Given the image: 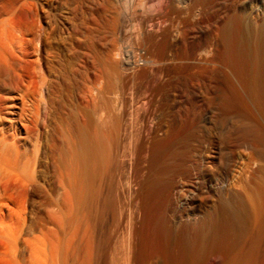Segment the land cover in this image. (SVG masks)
<instances>
[{
    "label": "rangeland",
    "instance_id": "obj_1",
    "mask_svg": "<svg viewBox=\"0 0 264 264\" xmlns=\"http://www.w3.org/2000/svg\"><path fill=\"white\" fill-rule=\"evenodd\" d=\"M3 1L4 0H0V4L4 5L6 1L9 2V0H5L4 2ZM20 1L22 2L24 0ZM64 1L66 2L67 0H43V4L45 3L43 12L46 9V12L48 11L50 13L49 16L47 12V15L50 18L47 16L46 22L42 19L40 20L41 14H39L40 17L38 15L37 18V21L38 19L40 20V22H38L42 24L41 26L45 31V35H43L44 38H46L45 36L48 32L50 33V35L48 34L49 36L47 35V41L52 43V47L49 46L45 48L46 51H44L45 49L41 50V39L39 38L40 40H37L36 43L39 47L38 51H41L39 53L37 51V54H39V56L36 54V57L38 56L39 58H35L40 63L37 62L39 63V67L36 66L38 69L36 67L34 68H36V71L38 70L41 73H46L44 77H48V80H45V78L43 79V74L41 73L40 75H37L39 76L37 78H40L43 81L38 80L40 81V85H42L40 86L38 84L39 89L36 90V93L34 94L35 97H33L34 95L27 97V92H25L26 90L22 91L23 95L24 92L26 94L24 95L25 98L22 97L21 92L15 95L16 98L15 96H13L15 101L11 104V109L7 107L6 111H4V113L2 114V119L0 121V129L5 130V132H7V129L16 131V136L12 137L11 144L13 146V153L10 157L16 159L18 162L13 160L12 158L10 159L13 161L12 164H15V162H17L16 165H12V167L14 169H17L15 170L16 172L19 170L17 174L22 172L21 175L19 174L22 183L19 184L18 181L14 182L12 187L15 185V183L18 184H16L17 187L15 189L13 188L14 192L12 193H14L15 200L18 203H24L26 205V213L28 214V217L33 216L32 210L35 207L34 205L37 204L36 202L39 201L40 195H45L49 198V200H53V202H55L57 197L60 196L63 199L64 195L67 192L71 191L70 180L72 179V161L69 157H65L66 154H64L66 153V148L68 149V146L70 147L71 136H69V133H67L68 131L58 120H56V118L58 114L65 116L66 118H69L70 116V118H75L77 115L76 118L79 117V120L82 112L86 110L85 104L87 98H89L88 94H90L89 91L91 89L93 90V92H95H92L93 95H98V98L94 95V98L98 102L97 103L94 99V102L97 106H99L100 104L103 105L107 101L110 102L111 109L113 105V113L117 112V114L115 115L119 116L122 121L121 133H124L125 131L127 132L128 128H130L129 130L133 129L132 131L137 132L142 127L146 128L147 126L152 125L154 128V132L152 134L154 138H151L152 142L155 138L156 140H165L168 138L175 140L184 135H196L198 138L196 142L194 141V145L195 143H197L196 145H203V154H206V156H208V158H206V162L208 163L207 166L209 165L208 170L210 169L209 176L213 181L221 177L226 172L229 163V176L227 177L229 178L228 183L235 178L239 180L240 177L247 178L248 181H250L254 175V171L260 167L261 162L263 164L262 166L264 167L263 159L255 157L253 152V148L255 146L257 148L261 147L260 149L264 150V0H237L239 14L238 37L240 40L239 46L242 60V70L240 77L241 80L239 81L242 87L243 101L237 105L230 104L228 107H224L221 104L222 102H220V100L222 99L220 98L222 97V94L225 93L226 85L229 83L228 81L231 80L234 81V83H237V79H234L232 73L227 69L210 64H200L198 60L199 57L197 56L195 51L200 43L204 42L205 38L211 32H213V30L217 29L229 18L231 0H206L203 3H198V0H190L187 5H180L176 1L169 0L165 4L166 6L161 5V3H159V0H128L129 3L126 0H122L125 1V3L123 2V4H120V0H107L106 2L105 0H94V2H96L95 5L93 0H83V2H85V7H93V10L91 8L90 9L93 11L92 13L96 14L93 15L90 10L86 12V15L88 16L87 18H89V21L91 20L90 22L87 21L85 15V17L83 16L86 25H92L93 28H95L94 26H96V30L90 28L91 30H95L92 32L94 34V41L97 42V44L94 42V46L97 47V49L95 47L96 52L94 54L98 53L102 45L106 47V45L110 42V45L113 47L112 43L116 42L117 40L120 54L123 52V55H125V58H123L124 56L122 57L123 59H132V55L136 53L135 58L133 57V59L136 61L137 66L134 68L132 64H124V68L126 69L133 67L132 69H130L131 71L124 70L125 72L130 71V75L125 73L123 69L122 73L121 69L119 70L121 76L118 72L117 76L119 79L117 80L115 85V89L118 88L117 94L115 93L114 89V96L113 93L110 94L108 96L109 100L101 99L102 97L99 96V94L94 90V87H96L94 80L99 77L96 75H100L103 72L102 67L99 66L98 63H94L96 67H93V70L90 73V77L86 81L84 80L85 82L80 77H75L70 73L72 70V65H69V58L71 55L69 53L74 51V48H72L71 46L74 45L73 47H75V38L72 35V38H68L70 36H68L69 34L67 35V33H69L70 31H66V28L71 27L70 23L73 10V7L71 8V6L73 5L71 4L70 0L67 1L69 2V4H64ZM145 1H147V4H145ZM157 1L159 3V6L161 5L160 7L158 6ZM100 2V6H102V8L100 7L101 9L99 8ZM61 3L64 6L61 7ZM168 3L171 4L169 5ZM96 4H98V8L96 7ZM116 4H120L118 6V8L120 7L119 12H124V18L123 16H121V12L119 13L120 15L117 14L120 19L116 18V8L114 6ZM124 4L126 5L124 6ZM143 4H145L146 6L144 5L142 9L145 8V10L141 9V6H143ZM55 5L57 6V8H54ZM121 5L124 6L123 8L126 7L128 9H126L125 11L122 8L121 10ZM138 5H140V7H138ZM153 5V11L149 10ZM67 6H69L70 8L68 9ZM157 6L160 9H158ZM147 7H149V9ZM155 7L158 10H156ZM105 8H109L108 11L105 10ZM103 10L106 12L105 14H103ZM155 10L157 11V13L155 12ZM0 11H2L1 6ZM62 11L64 12V14ZM67 11H69L70 14H67ZM88 12H90L93 17ZM110 13L111 15L113 14V19L110 18L111 16L109 17ZM21 15V18H24L25 11H23ZM64 15H69L70 18H68L69 16L66 17ZM101 15L104 21L101 20ZM104 15H106V19ZM54 16H57V18ZM94 16L97 18H94ZM5 17L6 14H3V18ZM107 17L109 18V20ZM68 19H70V23L69 21H66ZM53 20L55 22H53ZM117 20L120 21H118V25L116 23ZM95 22L97 24H95ZM99 22H101V24ZM56 23H59L57 24L58 26L56 25ZM139 23H142V26L144 24V26L142 27ZM63 24L66 26H63ZM159 24L161 26H159ZM151 25L153 29L149 28L151 27ZM53 26L56 29H52ZM100 26H102L103 28ZM110 26H112L111 29L109 28ZM118 26L119 28H117ZM139 26H141L142 28H140ZM145 26L146 28H144ZM154 27L156 29H154ZM57 28H61V30L57 31ZM106 28L107 32H104V29ZM139 28L142 31L141 33L139 32ZM101 29L104 32V37L106 38H100V36H102L100 34L103 33L100 32ZM109 29L110 32L114 30L116 31L118 29L117 34L115 31L111 33L108 32ZM120 29L122 34H119L121 33ZM173 29H177L182 35V38L178 42H174L170 38V34H172ZM259 29H261V34L258 36L257 33ZM64 31L65 34H63ZM143 31L145 33H143ZM52 33L54 36L51 35ZM58 33L61 36L59 35L58 37ZM112 33H114L115 36L113 34L111 35L112 37H110L109 35ZM142 33L144 34V37L142 36ZM62 34L64 35L65 41L61 39L63 38ZM137 34H139V36L141 34L140 38H138L140 40L136 38ZM256 36L259 39L258 45L260 44V48H258V50L255 49L256 46L254 40ZM54 37L57 39V41L54 39ZM112 38H114L115 40ZM141 38L144 40H142ZM105 41L108 43H106ZM162 41L163 45H157ZM57 44L58 47L60 46L59 48L56 47ZM107 46H109V44ZM111 46L107 48H112ZM67 47L72 51H69ZM98 47H100V49ZM49 48L52 50L54 48V53ZM180 49H183L184 52L191 53L193 55L191 60L182 59L179 54ZM130 50H132V52H130ZM55 52H59V54H61V62H63V66L66 65V68L64 66V69H60V72H56L54 69V65L56 63L55 59H57V53ZM256 52L259 56L256 55ZM127 53H129L130 56ZM171 53L176 54L175 62L169 61ZM64 55L67 57L65 58ZM259 57H261V59ZM50 60L52 61V63ZM98 67L101 69L97 72V70H99ZM34 70L35 69H33V71ZM156 72L163 74L162 78L158 81L154 76V73ZM37 73L38 72H36V74ZM122 74L125 75L122 77ZM121 77L123 79H121ZM131 77L135 80V82ZM78 78L80 80H78ZM90 79L92 81L91 83ZM52 80L56 81L55 86L57 87L56 89H53V91L51 87ZM121 81L124 82L122 83ZM83 82L86 83V85L90 86L89 91L84 88L86 85ZM132 82H134V84ZM90 84L95 85L91 86ZM59 85H61L62 87ZM120 85H123V88ZM80 89L82 92L79 91ZM122 90H124L125 93H123ZM38 92L39 94H37ZM83 93L84 95L87 94L85 95L86 98L83 96ZM118 93L120 95H118ZM36 94L38 96H36ZM61 94L63 96H61ZM115 96L116 98H114ZM69 97L71 99H69ZM8 98L10 97L8 96ZM34 98L35 100H33ZM29 99L33 101L34 105ZM99 99L101 101L103 100L104 102H99ZM110 99L113 101L111 102ZM59 101L62 102L60 103ZM109 102H107L108 105ZM35 105H38V108L40 107L37 114H35V109L37 108ZM28 110L31 112H29ZM77 111H79V113H75ZM102 113H104L103 109H97L95 114L96 116L98 115V117H95V114H93V118L95 121L96 118L97 120L99 118L98 122L94 121L96 124H101L99 123L100 121H102L100 120V118L105 116ZM100 114H102L103 116ZM52 121H57V123L62 126L61 129L58 125V132L56 133V137H58L61 144L60 150L64 151H60L59 155L57 151V159L55 160L50 158L52 148L50 138L53 135L50 125ZM132 123L133 127L135 128L132 127ZM5 132H3V134ZM123 135L122 136L125 137L126 134L124 133ZM243 138L246 139L247 143L242 142ZM6 144L8 143H5L3 140V136L0 135V150L4 149L3 147H6ZM1 154L2 151H0V156L4 157L2 159L0 158V161L2 160V162H0V169L5 170L6 165H3L6 164V159L4 160V158L8 156L6 154ZM122 154L123 150L120 148L119 158H121ZM181 157L182 156L180 152H173V150H170L166 155H161L156 161L149 160L147 163H145L146 166L144 165L142 176L137 183H132V179L128 180L130 179L129 174L118 169L119 172L115 170V173L113 172L114 175L112 174V176L105 178L102 182H98L96 184L98 191L96 195L97 197L95 198L96 200H93V214H91L90 223L92 232L91 264H182V262L191 255H189L188 252L189 245L186 219L185 217H183L182 220L178 219L179 216L184 215V210L178 208L175 202L174 193V191L176 190V181L178 179V177L175 175L174 170L179 163V158ZM198 160L200 161L201 159H199L197 151L192 152L191 163L199 164L200 162ZM253 160H255V162ZM251 162L253 163L251 164ZM256 162H258V166L256 165L255 167ZM247 164L249 165L246 169ZM251 169H253V171ZM116 172L120 174L118 175ZM5 173L6 170L1 172L0 178L4 179L5 175H7ZM125 177L129 178L126 179ZM108 180L110 182H108ZM22 184H24V186H22ZM41 184L43 186H41ZM40 186L44 188L41 189ZM128 186L131 187L129 188ZM100 187L104 189L100 191ZM41 190L43 191L41 192ZM127 191H129L130 194ZM239 191L242 194H245L244 183L239 184ZM185 196L186 195H184L183 197ZM242 200L243 198L241 199V201ZM94 202H96V205ZM54 206H45L43 210H41V213L42 216L46 218V222L48 223L57 217L59 218L52 221L56 223L60 221L58 223L59 225L53 223V228H55L56 225L57 229L61 227L62 230L54 229L55 231L57 230V232H59L54 233V231L53 234L59 235V237L57 235L55 237H61V240L56 238L53 243V238L55 237L53 236V234H51L53 230L52 222L50 224L46 223V225H52L51 228L50 226H46V228L49 227L50 229H44L45 233H41L40 230L30 238L33 244V249L34 251L38 250L39 254L47 253V260L45 259L46 257L44 255H40L41 258L47 261V264H83V249L85 245L84 243L86 242L85 232L83 231H85L87 228V225L84 222V220H87V215H85L86 211H84L83 209L77 211V219L79 217H82V219H78V221L80 222L74 221V223H78L77 225L79 226L76 225L75 228H72L75 224H73V221L71 222L70 219L68 220V218H71L72 215H68V212H64L62 210L60 211L58 209H56L55 211V208H57V206L55 204ZM14 210L15 217H13L12 220L11 218L5 219V222L0 225L2 226L0 228H5V223L8 221L7 225L10 226V229L12 228L11 230H13V228L15 230L17 229L19 224L18 215L20 209L18 206H14ZM53 210L55 215L57 213L58 216L52 215ZM51 212L52 214H49ZM63 212L65 214H63ZM94 212L96 213L95 215ZM46 215L47 217L49 215V218H47ZM51 215L53 216V218L50 219ZM174 217H177L176 221L172 219ZM48 219H50L51 221H49ZM67 223H70L73 226L68 228L69 225ZM82 223H84V226H86L84 227V230ZM178 223H180L181 225ZM8 226H6V231H9V228L7 229ZM239 226V234L234 244H232V246L226 252L209 256L207 258L208 261H205L206 264H219V260L223 261V264H237L239 261H242L244 263L246 262L247 264L261 263L264 258V238L260 240L258 237V225L250 223L246 224L245 226L240 224ZM76 228L79 229L77 230ZM76 230L77 234H75ZM44 231L42 229V232ZM38 235L39 237H37ZM50 236L51 238H53L51 239ZM36 238H41L42 242H39V240ZM56 240L61 245L57 244L58 242ZM43 242L44 244L41 245L40 248L39 245ZM50 243H52V245H57L53 246V248L56 247L54 250L51 248ZM80 245H82L81 248H79L80 252L77 253L76 249H78L77 247H79ZM50 248L52 251L50 250ZM45 249L47 252H45ZM247 251L248 253H246ZM250 251L252 252V254ZM70 252L74 253L73 255L78 254L76 255L77 258L75 256H71L72 253ZM57 253L59 254L57 255ZM69 254L70 257H68ZM50 255L52 257L54 255L56 256L53 257V259ZM233 257L234 259H232ZM51 259H53V261ZM73 260H75L76 263L73 262ZM41 261L43 262V260ZM45 262L43 263L46 264Z\"/></svg>",
    "mask_w": 264,
    "mask_h": 264
},
{
    "label": "bare ground",
    "instance_id": "obj_2",
    "mask_svg": "<svg viewBox=\"0 0 264 264\" xmlns=\"http://www.w3.org/2000/svg\"><path fill=\"white\" fill-rule=\"evenodd\" d=\"M67 1L66 2L64 1L63 3L69 4V2H67ZM70 1H71V4L73 5V6H71V8L73 7V10L70 9V10H72L71 23H70V19H68L66 21H69L71 27H69V28L65 27L67 29L66 31H70L69 33H67V35L69 34L68 36H70L68 38L69 39L72 38L71 35L75 38V47H73L74 45L71 46L72 48H74V51L69 53V54H71L70 58H69V62H70L69 65L70 64L72 65V70L70 73L73 76L80 77L83 81L84 80L86 81L90 77V73L92 72L93 67L95 66L96 63H98L99 66L102 67L103 72L100 75L99 74L96 75L99 77L98 78L95 77V78H97L96 80H94L96 87H94V86L93 87L95 88L94 90L99 94V96L102 97V98L101 97H99V98H101L103 100H106V99L109 100L108 96L113 93V91L115 89L116 82L119 79L117 76L119 70L121 69V73H122V69H123V71L124 70L128 71V70L132 69L133 67L135 68L137 66L136 61L133 59V57L135 58L136 53L134 55L131 54L132 59L131 58L123 59V58H125V55H123V52L120 54V49H119V46L117 44L118 40L116 39L117 40L116 42H113L111 40L113 42L112 43L113 47L110 45L111 44L110 41H109L110 43L105 41L106 43L109 44V46H107L108 44L106 45V47L104 45H102L101 49H100V47H98L100 50L98 51L97 54H94L96 52L95 51L96 46H94V42L96 44H97V42L94 41V34L92 31L96 30V26H94L95 28H93L92 25H89V26H91V27H89L88 25H86V22L84 20L85 16H86L85 18L88 17L86 15V12L90 10L92 13L93 12L92 10L94 8L91 6L86 8L84 5L85 2H83V0H70ZM106 1L107 0H105V2ZM120 1H121L120 4L121 3L123 4V2L125 3V1H122V0H120ZM126 1H128V0H126ZM159 1H160L159 3H161V5L164 6L169 0H159ZM172 1H176L180 5H183V4L187 5L190 0H172ZM205 1L206 0H198V3H203ZM6 2H5L6 4L4 3V5L0 4V6L2 7V11H0V121L2 119V114L4 113V111H6L7 107L9 109H11V107H12L11 104L14 103V101H15L13 96L17 95L20 92H21L22 97H24V95H26L25 92H27V95H26L27 97L34 95L36 93V90L39 89L38 84L40 85V83H39L40 81H38V80L43 81L42 79L37 78V77H39L37 75H40V73H41L38 70L36 71V68L39 67L38 64L40 63L37 60L39 58L38 57L39 54H37V51L39 50V47L37 46V43H36L37 40L39 38L41 39V47H42L41 50H43L49 46L52 47V43L47 41V38H48L47 35L48 34L50 35V33L48 32L49 30L47 31L48 33L45 36L46 38H44L43 35H45V31L41 26L42 24L39 23L41 19L46 22L47 21L46 18L48 16L47 15L48 11L46 12V9L44 11L45 13L43 12L44 4H45V3L43 4V0H24L22 2L20 0H17V1H13V0L10 1L9 0V2L8 1H6ZM60 2H62V1H60ZM93 2H94V0H93ZM118 2H116V3H118ZM95 3L96 2H94V5H95ZM128 3H129V1H128ZM157 3H158V1H157ZM159 3H158V6H159ZM126 4H124V6ZM145 4H147V1H145ZM145 4H143V6H141V9H142V7H144ZM86 5H89V4H86ZM97 5L98 4H96V7H97ZM100 5H101V2L99 4V8L100 7L102 8V6H100ZM116 5H114L116 8V10H115L116 15L117 14L120 15L119 13L121 12L123 14V15L121 14V16H123V18H124V12H122V11L119 12L120 7L118 8L119 5H117V6ZM62 6H64V5L62 4L61 7ZM121 6H122L121 7V10H122V8L124 6L123 5H121ZM67 7H68V9L70 8L69 6H67ZM67 7H66V9H67ZM109 7H111V6H109ZM138 7H140V5H138ZM159 7H158V9H160ZM54 8H57V6L55 5ZM106 8H107V6H106ZM106 8H105V10L108 11L109 8L108 9H106ZM117 8H118V10H117ZM147 8L149 9V7H147ZM153 8H154V5L149 10L153 11L152 10ZM123 9L126 11V9H128V8L125 7ZM143 9L145 10V8H143ZM155 9L158 10L156 7H155ZM96 10H98V9H96ZM156 10H155V12L157 13ZM23 11H25V16H24V18H21V16H22L21 14ZM88 13H90V12H88ZM105 13L106 12L104 11L103 14H105ZM3 14H6L7 18L6 17L3 18ZM39 14H41V18H40V20L38 19V21H39L38 22L37 18H38ZM48 14L50 16L49 12H48ZM63 14H64V12H63ZM67 14H70L69 11H67ZM92 14L96 15L94 13H92ZM92 14H91V16L93 17ZM106 15H104L105 19H106ZM112 15H111V13L109 15V17L111 16L110 17L111 19H113ZM118 15L116 18H119ZM61 16H63V15H61ZM64 16L68 17L69 15L68 16L64 15ZM39 17H40V15H39ZM54 17L57 18V16H54ZM100 17H101V20H103L102 15ZM68 18H70V16ZM94 18H97V17L94 16ZM61 19H63V18H61ZM54 20H53V22H55ZM108 20H109V18H108ZM56 21H57V19H56ZM87 21L90 22L91 20L89 21V18H87ZM118 21L119 20H117V22H116L117 25H118ZM238 22H239L238 1L237 0H231L229 18L222 25H220L217 29L213 30V32H211L205 38L204 42L200 43V45L198 46V48L195 51V53L199 57L198 60H199L200 64H203V65L204 64H210L213 66H217L220 68L227 69L232 73L233 78L237 79V83H234V81L229 80L228 81L229 83L226 85L225 93L222 94V97L220 98V99H222V100H220V102H222L221 104L224 107L225 106L228 107L230 104L237 105L243 101L242 87H241V83L239 81V80H241L240 77H241V70H242V60H241V51H240V46H239L240 40L238 37V28H239ZM48 23H49V21H48ZM97 23H98V21H97ZM97 23L95 22V24H97ZM99 23L101 24V22H99ZM111 23H112V20H111ZM57 24H59V23H56V25ZM93 24H94V21H93ZM160 24H159V26H161ZM119 25H121V24H119ZM152 25L149 28L153 29ZM164 25H166V24H164ZM63 26H66V25L63 24ZM105 26H104V28H105ZM141 26H139V27L142 28L144 26V24L142 27ZM59 27H60V25H59ZM100 27H102V26H100ZM111 27L112 26H110L109 28L111 29ZM54 28L55 27L53 26L52 29H54ZM90 28L95 29V30H91ZM117 28H119V26ZM144 28H146V26ZM110 29L108 32H110ZM154 29H156V28L154 27ZM59 30H61V28H59L57 31H59ZM106 30H107V28L104 29V32ZM147 30H149V29H147ZM178 30H179V28H178ZM178 30L173 29L172 34H170V38L174 42H178L182 38V35L180 34V32ZM114 31H111V32H114ZM117 31H118V29L115 31L116 34H117ZM144 31H143V33H145ZM53 32H54V30H53ZM62 32H63V30H62ZM100 32H103L102 29ZM104 32L100 34V35H102V36H100V38L101 37L106 38V37H104ZM120 32H121V29H120ZM139 32L140 33L142 32L141 29ZM139 32H137V33H139ZM155 33H156V31H155ZM63 34H65V31ZM63 34H62L63 38H61V37L60 38L64 40ZM113 34L114 33L110 34L109 36L112 37L111 35H113ZM119 34H122V32ZM260 34H261V29H259L257 35L259 36ZM51 35L54 36L53 33ZM59 35L60 34L58 33V37H59ZM114 36H115V34H114ZM137 36H139V34L136 35V38L138 39V38H140L141 34L139 37H137ZM142 36L144 37V34ZM55 37H54V39L57 41V39ZM256 37L254 40L256 48L255 47L254 48L256 50H258V48H260L259 47L260 44L258 45L259 39H258V37L257 38ZM60 38H59V40H60ZM65 39H66V35H65ZM112 39H114V38H112ZM118 39H119V35H118ZM138 40H140V39H138ZM142 40H144V39H142ZM64 41H63V43H64ZM38 44H39V41H38ZM71 44H73V43H71ZM63 45H65V44H63ZM157 45H163V41L161 43H158ZM110 46L112 48H107ZM56 47H58V44ZM67 49H68V47H67ZM96 49H97V47H96ZM50 50H52V49H50ZM53 50H54V48H53ZM57 50H59V49H57ZM132 50H130V52H132ZM40 51H38V53ZM44 51H46V49ZM242 51H244V50H242ZM134 52H135V50H134ZM53 53H54V51H53ZM55 53H57V59H55L56 63L54 65V69L56 72L57 71L60 72V69H62L64 66L66 68V65L63 66V62H61V60H62L60 57L61 54H59V52H55ZM36 54L38 55L37 56L38 58L36 57ZM127 54L129 55V53H127ZM179 54H180L181 58L184 60H191V58L193 56L189 52H184L183 49L179 50ZM256 55H257V52H256ZM257 56H259V55H257ZM53 57H55V56H53ZM66 57L67 56H65V58ZM259 58L261 59V57H259ZM260 59H259V62H260ZM169 61L170 62L176 61V54L175 53L170 54ZM263 61H264V59H263ZM37 62H39V63H37ZM51 63H52V61H51ZM125 63L126 64H132L133 67H131L129 69L124 68ZM34 67H36V68H34ZM33 69H35L34 70L35 72L33 71ZM100 69L101 68H99V70H97V72L100 71ZM36 72H38V73L36 74ZM53 72H54V70H53ZM129 72H125V73L129 74ZM121 73L119 72L120 76H121ZM41 74H43L42 76L44 79L45 78L44 76L46 75V73L44 74V72H43ZM94 74H95V72H94ZM124 75L122 74V77ZM162 75L163 74L159 73V72L154 73L155 79L157 81L162 78ZM50 76H51V73H50ZM122 77H121V79H123ZM45 80H48V77L45 78ZM75 80H76V78H75ZM78 80H80V79L78 78ZM62 81H63V79H62ZM91 82L92 81L90 79V83ZM134 82H135V80H134ZM134 82H132V83L134 84ZM55 83H56L55 80L51 81L52 91H53V89L57 88L55 86ZM84 84L86 85V83H84ZM95 84H90V85L92 86ZM59 86H61V85H59ZM86 86L84 88L89 91L90 86H88V85H86ZM120 86H122V88H123V85H120ZM93 87H91V88H93ZM23 90H26L24 92V95L22 94ZM117 90H118V88L115 89L116 94H117ZM61 91H58V92H61ZM79 91L82 92L81 89ZM122 91H123V93H125L124 90H122ZM83 92H84V89H83ZM89 92H90V94H88L89 98H87L86 104H85L86 110L83 111L81 109L83 111L82 114L80 115L81 120L80 119L78 120L79 117L76 118L77 117L76 114H75L76 115L75 118H70L71 116L69 118H66L65 116H62L59 114L57 115V118H56V120H58L65 127V129L68 131L67 133H69V136H71L70 147L68 146V149L66 148V150H65L66 153H64V154H66L65 157L66 156L69 157L72 161V166H71V168H72L71 169L72 179L70 180L71 191L67 192L64 195L63 199L60 196L57 197V199L55 201L56 203L53 202V200H49V198L46 197L45 195H43V196L40 195L39 201H37L36 202L37 204L34 205L35 207L32 210L33 216H31V217H28V214L26 213V209H27L26 205L24 203L23 204L18 203L15 200L14 193H12V192H14V189L17 187L16 184L22 183L21 177H20L22 172H20L19 173L20 175H19V174H17L19 172V170L16 172L15 170H17V169H14L12 167V165L13 166L16 165V163L18 161L16 159H13L12 157H10V156H12L11 154L13 153L12 152L13 146L11 144L12 137L16 136V131H13L12 129H7V132H5V130L0 129V135L3 136L4 142L8 143V144H6V147H3L4 149L0 150V151H2L3 155L6 154L8 156V157L5 156L6 158H4V160L6 159L5 160L6 164L3 165V166L6 165V167H5L6 173L5 174H7V175H5L4 179L0 178V225H2L3 222H5L4 221L5 219L11 218V220H12L13 217H15L14 206H18L20 209L19 215H18V219H19L18 223L19 224H18V227L16 230L14 228H13V230H11L12 228L10 229V226L7 225V223H8L7 220H6L7 222L5 223L6 225L4 226L5 228H0V264H44L43 262H45L47 260V257H48V255H46L47 253L42 254L40 252L42 255H44L46 257V258L44 257L46 260L41 258V256H40L41 254L38 253L39 251L36 250L37 253H36V251H34L33 244H32V241L30 238L36 232H38L40 230H41L40 231L41 233H45L44 229L45 230L50 229L52 225H53L52 228L54 227L53 223H56V222H52V221H54L55 219H59L57 217V218L53 219L52 221L50 220L51 218H53L52 215H55L54 210H53V214H52V212L49 213V214H52L51 215L52 217L50 216V219H48L49 221L52 222L51 226L48 225L51 222H49V223L46 222L47 221L46 218L44 216H42V213H41V210H43V208L45 206L51 207V206H54V204L57 206V208H55V211H56V209H58L60 211L62 210L64 212L65 211L68 212L67 213L68 215L69 214L72 215V216L70 215L71 218L69 217L68 220L70 219L71 222L73 221L72 222L73 224H75L74 221H78V219L80 220V218L82 219V217H79L77 219V217H76L77 211H79L81 209L86 211L85 215H87V220H84V222L87 225V228L85 231H83L84 227H86V226H84V223H82L83 224V230H81V231L85 232V239H86V242L84 243L85 244L84 249L82 248L84 251L83 264H91V261H92V232H91V224L90 223H91V214H93L92 213V207L94 205L93 200L97 197L96 195H97V191H98L96 184L98 182H102L105 178L112 176V174L114 175V173H115L114 171L115 170L118 171V169L121 171L127 172V174H129V176H130V179H128V180L132 179V183L133 182L137 183V182H139V179L142 176V173L144 170V165L146 166L145 163H147L149 160L150 161H156L161 155H166L168 153V151H170V150H173V152L178 151L181 153V156H182L181 158H179V163L177 164V166L174 170L175 175L178 177V179L176 181V186H175L176 190L174 191V193H175V202H176L178 208L184 210V215L180 214L181 216H179L178 219L182 220L183 217H185V219H186L187 237H188V245H189V251L188 252H189V255L191 254L183 262L181 261L182 264H204L209 256L226 252L232 246V244H234V242L236 241L238 234H239V227H240L239 225L240 224L244 225V226L246 224H250V223L257 224L258 228H259V236L258 237L260 240L264 238V167L262 166L263 165L262 162H261L260 167L257 170H255L254 168L256 167L258 162L255 163V167L253 168L255 170L254 175L250 181H248L247 178L240 177L239 180H237L235 178L231 182L228 183L229 178H227V177L229 176L228 173H229V164L230 163L228 164L226 172L221 177H219L213 181V180H211V178L209 176V174H210L209 170L210 169L208 170L209 165L207 166L208 163L206 162V158H208V156H206V154H203L204 153V151L202 149L203 145L202 144L196 145L197 143H195V145H194V141L196 142L197 138H198L196 135H193V134L184 135V136H181L180 138H177L175 140L169 139V138L165 139V140L164 139L163 140H156V138H155V139H153L154 141L152 142L151 138L153 137L152 134L154 132V128L152 125H149L146 128H143V127L140 128L141 127L140 126L139 127L140 130L137 132L132 131L133 129L129 130L130 128H128L127 129L128 131L124 132L126 134L125 137H123L124 133H121L122 121H121V118L119 116L115 115V114H117V112L113 113L114 112V111H112L113 105L111 104L112 105V109H111L110 102L107 101V102H109V105L107 102H105L103 105L100 104L99 106H97L94 102L96 100L94 97L95 96L97 97L98 95L94 94L95 95L94 96L92 94V92H93L92 89ZM93 93H95V92H93ZM37 94H39V92ZM37 94H36V96H38ZM85 95H87V94H85ZM85 95L83 93V96L86 98ZM118 95H120V94L118 93ZM118 95H116V96H118ZM122 95H124V94H122ZM8 96L10 98H8ZM61 96H63V95L61 94ZM83 96H81V97H83ZM113 96H114V93H113ZM116 96L114 98H116ZM129 96H133V95H129ZM33 97H35V95ZM79 97H80V95H79ZM125 97H126V95H125ZM15 98H16V96H15ZM26 99H28V98H26ZM69 99H71V98L69 97ZM76 99H77V96H76ZM29 100L33 104V101L31 99H29ZM33 100H35V98ZM56 101H57V98H56ZM98 101L102 102L100 99ZM112 101L113 100H111V102ZM96 102H97V100H96ZM24 103H26V102H24ZM38 105H35V106L37 107ZM76 107H77V104H76ZM36 109H35V111H36L35 114H37L39 112L40 107L39 108L37 107ZM97 109H103L104 110V113H102V114L105 116L100 114L103 116L102 118H100V120H102V121H100L99 123H101V124L95 123L96 121L98 122L99 118H98V120L96 118V121L93 118V116H94L93 114H95ZM114 110H115V108H114ZM71 111H72V109H71ZM29 112H31V111H29ZM75 113H79V111H77ZM80 113H81V111H80ZM95 117H98V115L96 116V114H95ZM130 123H131V120H130ZM58 125L59 124L57 123V121H54V122L52 121L51 125H50L51 130L53 132V135L50 138L51 147H52L51 153H50V158H52L54 160L57 159L56 152L58 151V155H59V152L61 151L60 150L61 149L60 141H59L58 137H56V133L58 132ZM61 127L62 126H60V128ZM132 127H133V123H132ZM133 128H135V127H133ZM3 132H5V133L3 134ZM258 135H259V133H258ZM242 142L247 143L246 139H244V138L242 139ZM260 144H261V141H260ZM251 147H252V145H251ZM120 148L123 150V154L121 155V158H119ZM260 148H257L256 146L253 148L254 156L259 158V159H263V161H264V150H262ZM195 151H197V153L199 155V159H201L200 161L198 160L200 162L199 164L198 163H191V153L195 152ZM61 152H64V151H61ZM250 156H252V155H250ZM3 157L0 156L1 159ZM10 158H12L13 160H15L17 162H15V164H12L13 161ZM249 161H252V160H249ZM253 161L255 162V160H253ZM0 162H2V160ZM230 162H231V160H230ZM252 163L253 162H251V164ZM249 164H247L246 169H247ZM15 168H17V167H15ZM18 169H19V167H18ZM253 169H251V170L253 171ZM2 170L3 169H0V173L5 171V170H3V171ZM155 170H157V169H155ZM251 170H249V171H251ZM244 173H247V172H244ZM121 174H122V172H121ZM125 178L127 179L129 177H125ZM109 180H108V182H110ZM113 180H114V178H113ZM16 181H18V183H15V185H14L15 187L14 186L12 187L13 183ZM240 183L241 184L244 183L245 194H242L239 191V184ZM104 185H106V184H104ZM108 185H109V183H108ZM22 186H24V184H22ZM41 186H43V185L41 184ZM101 186H102V184H101ZM43 188L41 187V189H43ZM102 189H104V188L100 187V191ZM35 191H36V189H35ZM42 191L43 190H41V192ZM130 191H132V190H130ZM127 192L129 193V191H127ZM184 195H186V196L183 197ZM242 198H243V200L241 201ZM98 199H100V198H98ZM94 203L96 205V202H94ZM98 204H100V203H98ZM135 205H136V203H135ZM134 206H132V207H134ZM134 208H136V207H134ZM98 209H97V213H98ZM64 212H63V214H65ZM95 214L96 213L94 212V215ZM60 215H61V213H60ZM55 216H58V214L56 213ZM46 217H47V215H46ZM47 218H49V215ZM172 219L174 221H176L177 217H174ZM59 222L60 221H58L56 223V225H59L58 224ZM78 222H80V221H78ZM46 223H48V224L46 225ZM67 224L69 225L68 228L73 226L70 223H67ZM77 224L78 223H76L74 225V227H72V228H75V226ZM178 224H180V223H178ZM56 225H55V228H53V230L51 229L52 230V233L50 232L51 234H53V232L55 231L54 229H57ZM6 226H8L7 229L9 228V231L5 230ZM46 226H50V228L49 227L46 228ZM77 226H79V225H77ZM0 227H2V226H0ZM42 229L44 232H42ZM58 229H61V227H59ZM57 230L54 233H58L59 231L57 232ZM77 230L75 231V234H77ZM56 235L53 234L54 237ZM78 235H80V234H78ZM41 236H42V234H41ZM51 236H50V238H51ZM57 236L59 237V235H57ZM37 237H39V235ZM58 237H55V238L52 237L53 243H54L56 238L61 240V237L60 238H58ZM36 239H38L39 242H42L41 238L40 239L36 238ZM43 241H44V239H43ZM43 244H44V242L42 244H40L39 247L41 248V245H43ZM50 244H51L50 246L53 250L56 248V247L53 248V246H57V245H52V243H50ZM57 244L61 245L59 242ZM81 246L82 245L77 247L78 248V249H76L77 253L80 252L79 248H81ZM51 248H50V250H51ZM251 251H252V249H251ZM45 252H47L46 249H45ZM72 252H74V251H72ZM72 252H70V253H72ZM35 253L38 255V257ZM246 253H248V251ZM58 254L59 253H57V255ZM73 254L74 253H72L71 256L76 257V255H78V254H76V255H73ZM79 254H81V253H79ZM251 254H252V252H251ZM39 256H40V258H39ZM55 256L56 255H54L53 257H55ZM68 257H70V254L68 255ZM234 257L232 259H234ZM40 259L43 260V262ZM53 259H51V260L53 261ZM251 261H253V260H251ZM73 262L76 263L75 260H73ZM45 263L47 264V261ZM218 263L223 264V261L219 260ZM226 264H228V263H226ZM229 264H233V263H229ZM237 264H247V263L239 261ZM260 264H264V258Z\"/></svg>",
    "mask_w": 264,
    "mask_h": 264
}]
</instances>
